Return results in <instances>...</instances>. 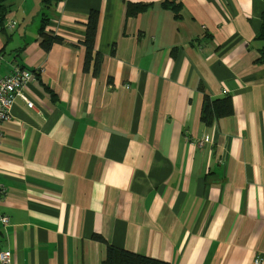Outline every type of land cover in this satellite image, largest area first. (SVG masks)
Wrapping results in <instances>:
<instances>
[{"label": "crops", "instance_id": "crops-1", "mask_svg": "<svg viewBox=\"0 0 264 264\" xmlns=\"http://www.w3.org/2000/svg\"><path fill=\"white\" fill-rule=\"evenodd\" d=\"M181 3L174 21L160 0H63L44 30L63 42L44 52L40 0L11 1L0 77L33 75L32 108L16 100L1 126L11 264H100L94 235L168 264H264V0ZM129 4L151 7L128 18ZM90 12L96 78L82 70ZM204 94L232 114L204 125Z\"/></svg>", "mask_w": 264, "mask_h": 264}, {"label": "trees", "instance_id": "trees-1", "mask_svg": "<svg viewBox=\"0 0 264 264\" xmlns=\"http://www.w3.org/2000/svg\"><path fill=\"white\" fill-rule=\"evenodd\" d=\"M13 0H0V28H3L5 19L10 12V3ZM63 0H40V26L38 28L39 46L42 51L47 52L53 44H62V38L58 36H48L44 30L49 24L47 11L56 7ZM151 4H129L126 9V16L134 17L139 13L148 10ZM159 7L172 14L174 21L182 18L181 0H160ZM97 13L90 12L85 24L84 37L81 45L84 48V60L82 70L84 73L91 72L93 77L100 73L102 55L94 50V39L96 35ZM2 30V31H3ZM257 38L264 40V24L261 25L260 34ZM257 63L264 65V48L260 50ZM109 82V81H108ZM232 114V102L229 97L210 99L204 94L200 121L209 126L214 120L228 117ZM93 240L102 246V261L100 264H168L159 260L137 255L132 252L115 248L109 245L101 236L94 235Z\"/></svg>", "mask_w": 264, "mask_h": 264}, {"label": "built area", "instance_id": "built-area-1", "mask_svg": "<svg viewBox=\"0 0 264 264\" xmlns=\"http://www.w3.org/2000/svg\"><path fill=\"white\" fill-rule=\"evenodd\" d=\"M4 27L11 30L15 27V22L7 19ZM32 79L33 75L29 71L17 66L13 67L8 74L0 77V138L2 137L1 126L10 121L11 109L16 100L23 101L28 109L32 108V103L23 94L24 88ZM0 222L6 225L8 223L7 217H1ZM262 262L263 259L260 257L254 260V264H261ZM0 264H11L10 252H0Z\"/></svg>", "mask_w": 264, "mask_h": 264}]
</instances>
